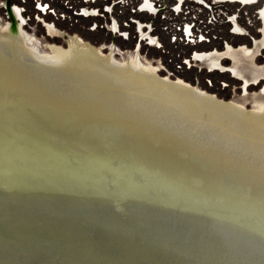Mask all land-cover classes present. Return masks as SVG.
I'll return each instance as SVG.
<instances>
[{
	"label": "water",
	"instance_id": "water-1",
	"mask_svg": "<svg viewBox=\"0 0 264 264\" xmlns=\"http://www.w3.org/2000/svg\"><path fill=\"white\" fill-rule=\"evenodd\" d=\"M0 264H264V104L0 27Z\"/></svg>",
	"mask_w": 264,
	"mask_h": 264
},
{
	"label": "rangeland",
	"instance_id": "rangeland-1",
	"mask_svg": "<svg viewBox=\"0 0 264 264\" xmlns=\"http://www.w3.org/2000/svg\"><path fill=\"white\" fill-rule=\"evenodd\" d=\"M148 1L152 8H143L145 0H11V5L21 9L24 32L72 47L81 39L105 55L113 51L118 61L154 67L160 76L264 104V0ZM8 22L6 0H0V26ZM196 52L203 58L193 60ZM241 79L249 83L246 95Z\"/></svg>",
	"mask_w": 264,
	"mask_h": 264
},
{
	"label": "flooded vegetation",
	"instance_id": "flooded-vegetation-1",
	"mask_svg": "<svg viewBox=\"0 0 264 264\" xmlns=\"http://www.w3.org/2000/svg\"><path fill=\"white\" fill-rule=\"evenodd\" d=\"M179 4H181L184 0H176ZM216 1H218V2H229V3H233V2H235V1H237V2H241L242 0H216ZM244 1H249V0H244ZM242 5H244V4H242ZM245 6V5H244ZM262 6H263V4H262ZM153 7V4L152 3H150L148 0H145V2H144V5H143V8H152ZM12 9H13V12H14V14L16 15V17H17V19H18V27L20 28V30H21V28L23 27V24H24V18H23V16H22V13H21V9L19 8V7H17V6H13L12 7ZM154 10V9H153ZM152 10V11H153ZM236 17L234 16V17H232V19H233V22H234V19H235ZM11 26V23L10 22H8L6 25H4V26H1V27H10ZM188 30V29H187ZM22 31V30H21ZM239 32H242L241 30L239 31ZM150 38V37H149ZM79 41H81L82 42V40L81 39H78ZM82 44H85V43H83L82 42ZM86 45V44H85ZM98 50H100V49H98ZM101 51V50H100ZM113 52V51H112ZM111 52V53H112ZM107 56V55H106ZM108 57V56H107ZM109 57H110V55H109ZM112 57V56H111ZM110 57V58H111ZM193 57V60H200V58H203V54H199V53H195L194 54V56H192ZM131 60H135V59H131ZM135 61H138V60H135ZM192 60L191 59H188L187 60V62L188 63H190ZM219 68H217V70H218ZM227 71H229V72H231V70H229V69H227ZM241 81H242V89L244 90V94L246 95V87H247V85L249 84L248 83V81L246 80V79H241Z\"/></svg>",
	"mask_w": 264,
	"mask_h": 264
},
{
	"label": "bare ground",
	"instance_id": "bare-ground-1",
	"mask_svg": "<svg viewBox=\"0 0 264 264\" xmlns=\"http://www.w3.org/2000/svg\"><path fill=\"white\" fill-rule=\"evenodd\" d=\"M1 28H7V29H13V30L21 31L20 28L18 27V22H17L16 25H12L11 24L10 27H1ZM82 42L85 43L84 41H82ZM82 42L79 41V40H76V46H75V48H78V49H81V50H85V51H88V52H91V53H94V54H97V55H100V56H103V57H106V58H109V59H112V60H115V61H118V60L114 59L113 57H111L112 56V53L107 54V56H108L107 57L100 50H98V48H96V47H94V46H92V45H90L88 43H85L86 45L85 44H82ZM109 55H110L111 58L109 57ZM118 62H121V63L127 64V65H130V66H133V67H136V68H139V69H142V70H145V71L154 73V74H157V71H156V69L154 67L151 68L150 66L142 65V64L138 63V61H135V60L118 61ZM167 78H169V77H167ZM178 81H181V80H178Z\"/></svg>",
	"mask_w": 264,
	"mask_h": 264
}]
</instances>
